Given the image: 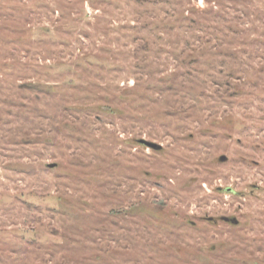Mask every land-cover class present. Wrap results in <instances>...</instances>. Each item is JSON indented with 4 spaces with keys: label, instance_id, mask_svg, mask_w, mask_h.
I'll return each instance as SVG.
<instances>
[{
    "label": "rangeland",
    "instance_id": "obj_1",
    "mask_svg": "<svg viewBox=\"0 0 264 264\" xmlns=\"http://www.w3.org/2000/svg\"><path fill=\"white\" fill-rule=\"evenodd\" d=\"M0 264H264V0H0Z\"/></svg>",
    "mask_w": 264,
    "mask_h": 264
},
{
    "label": "water",
    "instance_id": "obj_2",
    "mask_svg": "<svg viewBox=\"0 0 264 264\" xmlns=\"http://www.w3.org/2000/svg\"><path fill=\"white\" fill-rule=\"evenodd\" d=\"M140 142L143 143L144 145L148 146V147L153 148V149H156V150L161 149V146L156 144V143L149 142V141H146V140H141ZM222 159L224 160L225 158L223 157ZM224 219L227 220V221H230V222H232L234 224H238V220L236 218H227V217H225Z\"/></svg>",
    "mask_w": 264,
    "mask_h": 264
}]
</instances>
